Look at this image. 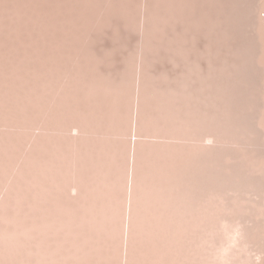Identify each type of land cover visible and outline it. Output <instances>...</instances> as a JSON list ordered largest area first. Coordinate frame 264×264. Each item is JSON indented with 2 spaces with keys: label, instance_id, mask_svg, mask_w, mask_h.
Returning a JSON list of instances; mask_svg holds the SVG:
<instances>
[{
  "label": "bare ground",
  "instance_id": "1",
  "mask_svg": "<svg viewBox=\"0 0 264 264\" xmlns=\"http://www.w3.org/2000/svg\"><path fill=\"white\" fill-rule=\"evenodd\" d=\"M149 3H145L144 8L147 11L142 17V22L140 21L142 36L137 42L136 58L133 59L134 61L126 58V61H130L131 74L128 73L132 76L126 79V74L123 72L118 81H112L104 74L98 73L96 82L89 81L91 83H88L91 90L86 89L88 95L94 92L93 85L103 87L105 92L113 90L121 92L122 89H127L123 93L128 92L130 95L134 109L138 116H141L142 122L149 123V114L146 111L147 108L154 107L156 124L165 129L162 134L145 133L143 137L158 138L163 143H171L170 145L175 150L186 152L187 155L185 164H179L178 170L180 175L182 170L183 175L181 176L185 186H160L150 182L148 187L143 189V193H146L143 196L141 187H133L129 184L130 195L127 196V203H125L130 225L134 226L136 219L141 217L142 207L146 205L142 201V196L145 198L148 195L157 205L160 203L173 205L176 203L174 196L179 193L183 216L198 221L195 231L196 252L194 253L193 250L192 264H264V0H167L166 18L162 19L157 15L154 16L152 5ZM165 23L167 27L164 26ZM45 26L47 27H42V31L46 38L43 39V43H46L48 47L46 55L48 66L43 67L39 61H35L36 64L32 67L26 65L19 67L14 63L15 67L9 66L6 71L7 74L15 76L16 81L17 77L23 83V79L26 81L29 78L32 79V85H24L23 89H21L23 83L19 86L21 82L17 84L14 81L16 84H12L11 91L19 94L18 91L21 90L22 98L33 99V104L36 106L33 114L38 116V121L32 123L28 120L29 115L22 104L21 108L15 107L20 115V122H14L16 126L10 125L13 124L10 119L2 118L4 120L2 126L8 128V131L11 127H16L14 128L16 132L21 128L24 131L21 130L23 133L18 136L17 140L11 139V130L5 133L6 137H0V149L2 150L0 157L7 159L5 166L0 165L2 170L0 178V264H31L27 259L29 255L34 257L32 264H53L55 261L56 250L40 247L43 238L40 236L44 231L42 215H45L44 212L41 213V210L45 208L44 203L50 202L53 205L56 202L53 193L55 187L53 179L57 173L55 162L42 156L46 149L45 139H50L58 128H56L58 113L61 112L63 106L70 107L72 100L67 101L69 104H66V101L61 100L62 96L58 97L60 90L58 80L62 76L56 55L58 44L53 35L52 30L54 29L50 30L48 24ZM160 49L164 51L163 58H166L168 67L156 70L154 63L159 59L157 52ZM32 50L33 48H30L28 59L38 58L39 53L35 54ZM139 53L140 59L137 62ZM92 55L94 56V53ZM89 58L87 56V59ZM93 59L92 62L96 60ZM136 83L138 84L137 90ZM66 91L63 92L64 96ZM70 91H67L69 96L72 94ZM101 95L103 96V93ZM15 96L19 99L18 95ZM62 102L64 105L61 107ZM2 104H0L2 106L0 112L6 117L11 109L8 111ZM160 119L161 122H157ZM170 128L172 132L169 133ZM64 129L68 133L76 129L75 135L71 133L75 138H82L85 134L84 127L76 124L66 123ZM35 130L37 131L34 132ZM133 130L136 131L135 123L131 128V131ZM26 131H29V134H24ZM132 144L130 145V162L136 166L140 163L137 150L141 142L134 141ZM14 148L17 152L13 150ZM175 161L170 160L173 168L177 167ZM159 169H152V174L154 173L155 176L151 180L160 182L167 177V175H162ZM11 170L12 172L16 170L14 177L13 175L11 177ZM180 175L178 174L177 177L175 173L168 174L169 177H175L177 180H181ZM78 190L82 191L79 186L72 188V191ZM15 205H18L17 210H12ZM31 209L38 212L30 214ZM54 218L53 215L52 220ZM32 239L37 247L31 250L26 249V242H31Z\"/></svg>",
  "mask_w": 264,
  "mask_h": 264
},
{
  "label": "rangeland",
  "instance_id": "2",
  "mask_svg": "<svg viewBox=\"0 0 264 264\" xmlns=\"http://www.w3.org/2000/svg\"><path fill=\"white\" fill-rule=\"evenodd\" d=\"M147 2H150L149 5H152L151 9L154 16L157 15L160 19L166 18L167 0H0V64L3 65V67L0 65V104L3 103V107L5 106V109L8 111L11 109L9 115L7 114L6 117L2 116L0 112V116H2L0 117V137H6L5 133H9L11 130L14 134L10 132V136L12 135L11 139L17 140L18 136L23 133V128H21L23 131L20 129V131H17L18 134L14 129L16 127H11L12 129L9 128L8 131V128L2 126V122L5 119L7 120V118L13 123L10 124L12 126H16L14 122H20V115L15 107L21 108L24 105L29 115L28 120L32 123L38 121V116H34L33 114L36 107L33 104V99L22 98L21 90L18 91L19 94L11 91L12 84L21 82L18 85L22 86V80L17 77L18 80L16 81V77L10 73L7 74L6 71H8L7 68H9V66L15 67L18 65L19 67H23V65H26L32 67L36 64L35 61L42 63L43 67L48 66V61L46 59L48 47L46 43H43L45 36L42 31L44 27H47L45 26L47 24L50 30L54 29L52 30L54 32L53 35L58 44V54L56 55L58 58L59 71L62 74L60 77L61 79L58 80V85L60 87L58 97L62 96L61 100L64 102L66 101V104L71 100L73 101V103L72 101L70 104L68 103L70 107L63 106L64 104L62 102L61 107L63 106L65 109L62 108L63 110L61 109V112L58 113V118L56 120V128H58L54 132L55 134H53L50 139H47L48 141L45 139L46 151H43L42 156L45 159L49 158L55 162L54 166L57 172L55 178H52L55 186L53 190L56 198L55 205L46 202L43 204L45 208L41 210V213L44 212L45 215H42L43 219L41 218L42 221H44V231L40 236L41 238L43 237V245L41 244L40 247L42 249L56 250L53 264H160L161 262V264H190L192 262L193 250L194 253L196 252L195 231L197 230L198 221L183 216V210L179 200L180 194H175L174 198L176 200V205L173 204L174 206L172 204L163 205V203L157 205L156 202L153 201V198H149L148 195H146L145 198L143 197L146 194L143 193V189L147 188L150 182L159 184L160 186H185L183 177L181 176L183 175L182 170L181 175L178 170L179 164H185L187 157L186 152H179L170 145L171 143H163V141L158 138L149 139L143 137L145 133L151 135L162 134L165 132V129L160 128L156 124V112L154 107L147 108L148 112L146 111V113L149 114V123L146 121L142 122L141 116H138V113H136L134 109L130 95H128V92L127 94L123 93L127 89H122L121 92L114 90L105 92L103 87L99 86V88L93 85V93L88 95V91H86V89L91 90V86H89L88 83H91L89 81L95 83L96 79H98V73L104 74L112 81H118L122 77L123 72L126 74V79L132 76L130 75V61H126V58L132 60L136 58V51L138 49L137 42L140 40V36H142V25L140 29V21L142 22V17L147 11V9L144 8ZM14 10L16 11L15 13ZM164 26L167 27V24L165 23ZM21 30L23 31L21 32ZM23 39L25 40L23 41ZM27 43L29 45H27ZM21 44H23L22 48ZM24 44H26L27 47H25L26 45ZM30 48H33L32 51L35 54L39 53L38 58L32 57V59H28ZM86 50L89 51L87 52ZM89 52L90 55L94 53V56L92 55V57H90V55H88ZM22 55H24V57ZM30 55L32 54L30 53ZM133 55L135 57H133ZM139 55L140 53L137 55V62H139L140 59ZM87 56L90 58L87 59ZM157 56L159 59L154 63V69H166L168 67V62L165 57L163 58L164 51L160 49L157 52ZM94 57L97 61L93 59ZM92 59L95 61L92 62ZM11 72L13 73V71ZM66 72L70 74L67 75ZM127 74H129V76H127ZM70 76L73 78L72 81ZM93 76L94 78H92ZM2 78H4V80ZM23 80L24 83L21 89H23L24 85H32L33 83L30 78L27 79V81L25 79ZM137 85L136 83V90ZM8 88L10 89L9 91L7 90ZM113 89L117 90V88ZM66 90H71L72 92H70L72 94L70 96L69 94L67 95L68 92ZM65 91V96L67 97L63 95ZM101 93H103V96ZM15 95H18L19 99ZM42 101L43 103L45 102L44 99ZM1 108L2 106H0V111ZM134 117L135 119L133 120ZM157 122H161V119L157 120ZM66 123L76 124L82 128L84 127L85 134L82 138L73 137L71 133L75 135L77 130L72 129L71 133H68V131L66 132L64 129ZM134 123L136 125V131H131ZM18 128L19 127H17V129ZM171 128L168 130L169 133L170 131L172 132ZM36 131L37 130L34 132ZM24 134H29V131L24 132ZM24 134L23 137L25 136ZM122 134L124 135L122 136ZM134 141L141 142L137 150L140 156V163L136 166H133L130 162L131 146ZM10 150L9 152L11 153ZM13 150L17 152L15 148ZM0 151L2 152L1 149ZM13 156L15 155L13 154ZM170 160H176L177 167L173 168L170 165ZM6 163L7 159L5 157H0V165L5 166ZM154 168H160L159 171L162 175H167V177L160 182L151 180L155 176L154 173L152 174V169ZM11 169H13V167H11ZM1 171L0 168V178L2 177ZM12 171L13 170H11V177L15 173V171ZM171 173H175L177 177L179 174L181 180H177L175 177H169L168 174L170 175ZM15 175H13V177ZM74 176L76 177L74 178ZM129 184H132L133 187H141L143 193L142 201L146 204L142 207L141 217L136 219L137 222L134 226L130 225L126 213L127 196L130 195V187L128 188ZM74 186H79L82 191H72ZM1 197H3V195ZM17 208L18 205H15L12 210H17ZM29 212L31 214L38 211L31 209ZM172 213L173 215H171ZM53 215L55 217L54 220H52ZM144 220L145 222H143ZM126 236L128 240L127 243ZM33 240L34 239L28 243L26 242V249L31 250L37 247ZM27 259L31 264L34 262V257L32 255L27 256Z\"/></svg>",
  "mask_w": 264,
  "mask_h": 264
}]
</instances>
